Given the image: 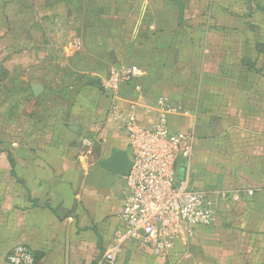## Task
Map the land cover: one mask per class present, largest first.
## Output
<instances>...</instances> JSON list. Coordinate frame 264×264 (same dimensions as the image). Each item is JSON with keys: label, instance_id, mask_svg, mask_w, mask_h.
Returning <instances> with one entry per match:
<instances>
[{"label": "crops", "instance_id": "obj_1", "mask_svg": "<svg viewBox=\"0 0 264 264\" xmlns=\"http://www.w3.org/2000/svg\"><path fill=\"white\" fill-rule=\"evenodd\" d=\"M181 3L179 22L173 0H53V18L63 9L80 27L65 52L79 53L83 70L103 80L136 67L120 96L141 105V120H156L143 107L159 99L181 107L168 128L194 143L178 172L190 190L214 198L212 224L177 241L164 260L130 243L112 264H264V0ZM30 34L34 43L35 31L0 30V64L10 73L0 93V264L18 245L33 264H106L126 189L125 177L99 163L114 151L128 159L126 136L109 119L100 83L106 110L63 107L53 72L55 101L41 110L46 88L34 45H24ZM96 114L101 124H91Z\"/></svg>", "mask_w": 264, "mask_h": 264}, {"label": "built area", "instance_id": "obj_2", "mask_svg": "<svg viewBox=\"0 0 264 264\" xmlns=\"http://www.w3.org/2000/svg\"><path fill=\"white\" fill-rule=\"evenodd\" d=\"M137 74L136 67L113 69L100 85L109 98L110 121L126 136L131 167L124 178L126 197L118 226L104 254L106 264H112L130 243L147 247L153 256L164 260L177 241H187L197 228L209 227L215 213L211 194L192 191L178 180V165L190 161L194 143L193 134L171 132L168 128L167 117L181 114V107L159 99L157 108L143 107L144 113L157 115L154 122L145 123L139 118L141 105L121 98V87ZM81 142L89 154L91 141ZM252 194L246 191V195ZM220 198H226V194L221 193ZM6 261L33 264V255L27 246L18 245Z\"/></svg>", "mask_w": 264, "mask_h": 264}, {"label": "rangeland", "instance_id": "obj_3", "mask_svg": "<svg viewBox=\"0 0 264 264\" xmlns=\"http://www.w3.org/2000/svg\"><path fill=\"white\" fill-rule=\"evenodd\" d=\"M61 12L56 15V18H53V0H0V30L17 29L39 33L34 43L33 36L30 34L31 36L27 38V43L24 45L26 47L34 45L33 48L28 50L33 49L37 52L35 60L36 76L46 88L43 98L39 102L41 110L50 111V108L53 107V101H55L53 100V72L57 75V83L61 82L63 86L62 88L55 87L58 91H61L60 94L62 95L61 99L56 101L59 105L65 107L70 103L73 107L76 106L84 111L106 110L107 102L100 93V89L98 90L95 85L101 84L102 78L100 80V76L95 75L94 72L82 69V65L79 63V53L66 56L69 54L65 52V48L79 37L76 35L79 34L80 27L77 25L78 23H74L73 26L69 24L64 16L63 9ZM188 28L190 29V27ZM22 41L25 40L20 39L18 44ZM14 56L16 57V55ZM92 57L96 58L94 55ZM2 68L4 67L1 63L0 93H5L8 90L6 84L10 73ZM23 73L24 71L21 72L20 76H23ZM71 95L73 96L70 98ZM101 123L102 121L96 114L91 124ZM90 137L87 138L90 139ZM178 174L180 176L179 181H182V171L179 170Z\"/></svg>", "mask_w": 264, "mask_h": 264}, {"label": "water", "instance_id": "obj_4", "mask_svg": "<svg viewBox=\"0 0 264 264\" xmlns=\"http://www.w3.org/2000/svg\"><path fill=\"white\" fill-rule=\"evenodd\" d=\"M178 12V21L181 22L183 18V5L181 0H173ZM71 128V127H70ZM77 131L78 127L74 126L71 128ZM99 166L104 171L119 175L121 177H127L130 172V163L126 158L125 154L121 151H114L108 161L100 162Z\"/></svg>", "mask_w": 264, "mask_h": 264}]
</instances>
